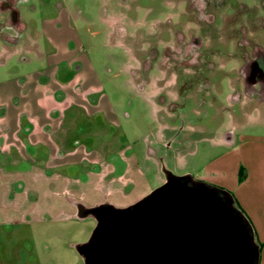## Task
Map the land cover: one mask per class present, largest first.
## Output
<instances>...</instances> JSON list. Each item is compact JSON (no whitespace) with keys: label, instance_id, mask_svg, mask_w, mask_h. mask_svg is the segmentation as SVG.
I'll return each mask as SVG.
<instances>
[{"label":"rangeland","instance_id":"rangeland-1","mask_svg":"<svg viewBox=\"0 0 264 264\" xmlns=\"http://www.w3.org/2000/svg\"><path fill=\"white\" fill-rule=\"evenodd\" d=\"M184 1L15 0L27 29H6L18 34L15 45L0 31V82L46 68L52 46L41 24L68 11L77 30L71 45L87 57L100 85L94 96L106 107L80 118L73 136L89 152L106 154L103 172L110 173L36 169L40 180L33 173L22 178L25 194L2 188L0 264H85L76 245L89 240L97 220L77 217L72 196L126 208L165 182L164 167L215 185L213 162L227 147V133L238 144L242 134L264 135V93L260 85L249 93L241 73L243 54L253 58L258 43L264 48V0H211L218 9L193 0L182 22L172 11L180 4L183 11ZM212 15V24H198ZM254 34L253 47L247 39ZM196 35L203 48L192 45Z\"/></svg>","mask_w":264,"mask_h":264},{"label":"crops","instance_id":"crops-1","mask_svg":"<svg viewBox=\"0 0 264 264\" xmlns=\"http://www.w3.org/2000/svg\"><path fill=\"white\" fill-rule=\"evenodd\" d=\"M72 20L68 11H61L41 24L52 46L44 70L0 82V190L4 194H25L22 178L33 173V180H40L43 174L39 171L45 169L54 175L66 168L74 176L80 167L104 176L110 173L103 172L110 165L108 156L89 152L73 136L80 118L90 119L106 107L103 98L94 96L100 85L87 57L71 45L77 37ZM78 60L83 66L74 71ZM225 143L227 147L213 162L214 184L229 190L245 211L262 245L260 264H264V135L242 134L238 144L235 135L227 133ZM70 199L77 217L79 203L101 205H88L84 195Z\"/></svg>","mask_w":264,"mask_h":264},{"label":"water","instance_id":"water-1","mask_svg":"<svg viewBox=\"0 0 264 264\" xmlns=\"http://www.w3.org/2000/svg\"><path fill=\"white\" fill-rule=\"evenodd\" d=\"M165 182L126 208L86 207L91 237L76 245L85 264H260L254 228L222 187L163 168Z\"/></svg>","mask_w":264,"mask_h":264},{"label":"flooded vegetation","instance_id":"flooded-vegetation-1","mask_svg":"<svg viewBox=\"0 0 264 264\" xmlns=\"http://www.w3.org/2000/svg\"><path fill=\"white\" fill-rule=\"evenodd\" d=\"M185 1L183 4V7L185 10L184 9H183V11L181 10V4H180L176 9L177 14L175 11L174 12L172 11V13H174L175 17L177 19H179V21H182V22H187L186 21V19H187L186 7L189 9L193 0H185ZM204 2L206 3V6H208V0H204ZM211 2H212V4H215L214 6L216 9L219 8L218 3L216 1H211ZM173 6H174V4H173ZM181 11H182V14H181ZM2 14H4V15H2ZM0 15L4 16L3 22L0 23V31H1L2 36L5 39V41H7V42L18 41L19 36L17 33L22 34V32L27 29V23H24L21 21L20 12L16 9V6H15V0H0ZM213 18L214 17L212 15V16H209L208 20L198 18L199 21L198 20L197 21H198V24L203 23V22L212 24L215 21V18H214V20H213ZM261 24L264 25V21H262ZM6 29L7 30H14L17 33L15 34L13 32L6 31ZM176 30H178V28ZM263 30H264V28H263ZM171 33H172V35H174L173 30H171ZM255 34L247 39L248 41L251 40L250 41L251 46H253V47L255 46V44H257L256 42L252 41L253 39H257V37H258V35H255ZM262 35H264V34L259 33V37H263ZM229 37L238 39V37L236 36L235 33H232ZM203 42L204 41H202V38L200 36L196 35V36H194V38L192 40V45L201 44V45H199V48H203L202 47ZM247 45H249V44H247ZM258 45H259V43L255 46L253 58L252 57L249 58L248 56H245L243 54V58L245 59V60L244 59L243 60L246 62L241 67V69H242L241 73H243L244 83L246 84V87H247L249 93H253V94L255 93L254 90H255L256 85H260L261 86L260 92L264 93V48L261 46H258ZM214 52L215 51H213V50L211 51V53H214ZM147 69H148V66H147V64H145L144 71H146Z\"/></svg>","mask_w":264,"mask_h":264},{"label":"trees","instance_id":"trees-1","mask_svg":"<svg viewBox=\"0 0 264 264\" xmlns=\"http://www.w3.org/2000/svg\"><path fill=\"white\" fill-rule=\"evenodd\" d=\"M244 177H245L244 169H241V171H240V180H243ZM233 196H234V195H233ZM234 200H235L236 207H238V209H240V210L246 215L245 211L242 209V207L240 206V204H239L238 201L236 200L235 196H234ZM246 217L248 218L247 215H246ZM248 220H249L250 224L252 225V223H251V221H250L249 218H248ZM252 226H253V225H252ZM253 228H254V227H253ZM254 233H255V230H254ZM255 237H256V233H255ZM256 242H257V244H258V246H259L260 253H261L262 245H261V243L258 242L257 237H256Z\"/></svg>","mask_w":264,"mask_h":264}]
</instances>
